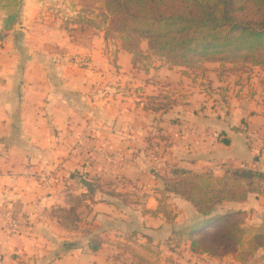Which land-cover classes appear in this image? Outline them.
<instances>
[{"label":"crops","instance_id":"1","mask_svg":"<svg viewBox=\"0 0 264 264\" xmlns=\"http://www.w3.org/2000/svg\"><path fill=\"white\" fill-rule=\"evenodd\" d=\"M44 9L24 0L0 42V264H237L176 235L203 216L168 185L176 170L264 173V90L213 67L134 64L104 29L56 27ZM233 212L260 224L264 197L214 215Z\"/></svg>","mask_w":264,"mask_h":264},{"label":"trees","instance_id":"2","mask_svg":"<svg viewBox=\"0 0 264 264\" xmlns=\"http://www.w3.org/2000/svg\"><path fill=\"white\" fill-rule=\"evenodd\" d=\"M23 2L0 0L5 16L0 42L20 22ZM104 6L105 38L117 35L134 64L142 57L140 42L147 40L149 49L170 66L193 68L203 62L244 59L264 69V0H104ZM173 178L170 192L188 200L203 216L202 221L176 232L190 241L194 254H233L246 263L264 249V220L250 227L244 212L214 215L220 203L244 202L250 194L264 197V173L237 169L216 179L209 173L176 170ZM206 227L216 230L203 232ZM101 244L93 238L90 249L95 252Z\"/></svg>","mask_w":264,"mask_h":264},{"label":"rangeland","instance_id":"3","mask_svg":"<svg viewBox=\"0 0 264 264\" xmlns=\"http://www.w3.org/2000/svg\"><path fill=\"white\" fill-rule=\"evenodd\" d=\"M44 1V11H48L51 15L57 17L58 21L54 23V26L64 27L72 29V27H76V29H80L81 27H94L99 29H105L108 27V21H106L107 12L104 6V0H43ZM3 13V12H1ZM112 41V44L118 42L122 45V41L117 35L112 34L109 38ZM144 46L148 49V55H144L141 50V46ZM139 48L141 50L142 57H138L137 62H146L148 59L150 61H160L167 63L170 65V62L166 58H162L157 56L153 51H151L148 47L147 40H142L139 44ZM136 62V63H137ZM174 67H181L190 72H198L204 71L208 68L212 70H216V76H224L225 78L231 79L228 80L227 83H236L241 87H245L250 83H254L258 88L264 90V69L260 66H256L251 60L239 59L235 62H227V63H219V62H203L197 64L195 67H185L175 65ZM227 81V80H225ZM246 170V169H243ZM245 220L247 226H257L260 224H251L250 221L253 217H249L247 213H245ZM254 221L258 220V217H254ZM216 229L212 231H208L206 233H213ZM204 232V230H203ZM203 234V233H202ZM264 256V249H261L257 252L255 257L246 259V263L240 262L239 259H236L237 256L233 254H227L225 257H230L237 264H264V259L261 260L260 257ZM224 257V256H223Z\"/></svg>","mask_w":264,"mask_h":264},{"label":"built area","instance_id":"4","mask_svg":"<svg viewBox=\"0 0 264 264\" xmlns=\"http://www.w3.org/2000/svg\"><path fill=\"white\" fill-rule=\"evenodd\" d=\"M21 224H22L21 220L9 217L6 221L5 229L9 233H16L17 231L20 230Z\"/></svg>","mask_w":264,"mask_h":264},{"label":"water","instance_id":"5","mask_svg":"<svg viewBox=\"0 0 264 264\" xmlns=\"http://www.w3.org/2000/svg\"><path fill=\"white\" fill-rule=\"evenodd\" d=\"M86 187H88V183H86Z\"/></svg>","mask_w":264,"mask_h":264}]
</instances>
